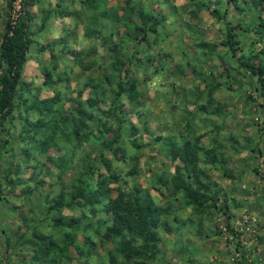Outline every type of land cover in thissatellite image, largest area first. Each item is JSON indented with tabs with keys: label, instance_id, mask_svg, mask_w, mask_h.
I'll return each mask as SVG.
<instances>
[{
	"label": "rangeland",
	"instance_id": "obj_1",
	"mask_svg": "<svg viewBox=\"0 0 264 264\" xmlns=\"http://www.w3.org/2000/svg\"><path fill=\"white\" fill-rule=\"evenodd\" d=\"M10 1L0 0V53L9 22L27 23L30 43L14 110L0 119L2 260L38 264L39 248L19 242L35 228L55 241L61 232L73 233L69 243L58 241L69 245L58 258L65 252L66 260L73 259L71 248L89 241L79 227L61 229L58 220L74 218L83 226L92 217L99 226L112 221L113 212L83 217L71 207L50 210L51 202L63 192L62 201H69L84 179L112 175L110 197L140 193L164 210L170 201L181 219L161 224L160 242L146 264H230L223 253L237 250L239 241H230L226 224L242 231L244 218L256 219L247 233L239 232L249 255L245 264H264V0H197L207 3L202 9L192 0ZM146 24L157 33L133 30ZM230 29L235 52L222 45ZM245 61L259 74L242 67ZM6 72L0 67V75ZM184 147L196 153L199 178L206 175L215 186L217 203L208 214H195L180 195L169 199L164 188H154L165 173L188 174L173 156ZM212 153L219 158L210 164ZM218 229L223 235L214 249L209 232ZM105 231L91 263L81 264H110L116 250L112 262L125 264L118 234Z\"/></svg>",
	"mask_w": 264,
	"mask_h": 264
},
{
	"label": "trees",
	"instance_id": "obj_2",
	"mask_svg": "<svg viewBox=\"0 0 264 264\" xmlns=\"http://www.w3.org/2000/svg\"><path fill=\"white\" fill-rule=\"evenodd\" d=\"M12 1L14 2L15 0L10 1V6H12ZM26 1L27 0H23V3L25 5ZM192 1L195 3L197 0ZM230 2L235 3L236 0H230ZM196 5L198 6V9L207 8L208 6L207 3L201 4L198 2H196ZM192 14L194 15V17L198 16L196 11H194ZM140 15L144 19H147L145 13L142 12ZM122 20H124L125 22L128 21L127 17H125L124 19L119 18L118 22H121ZM144 27H148L149 29L147 30ZM133 30H136L138 33L142 31H145L147 33L149 32V36L151 34L157 33V28L154 25L148 24L141 27H135L133 28ZM232 30L233 29H230L227 33L229 41L222 43V45L229 47L235 52V43L233 41L235 35ZM148 35H143L142 40L148 37ZM29 43L30 39L28 37V24L24 22L20 25L13 26L12 23L9 22L6 32V40H4L1 45L0 53V67H3V65H5L7 68V72L5 73V75H0V84L3 85V89L0 92L1 121L7 120L8 116L11 115L14 110L15 105L13 99L21 81L22 68L27 61L26 55L29 51ZM263 53L264 51H261L260 54ZM241 66L249 70L254 75L259 74V70L254 68V66L249 61L241 63ZM262 70L264 71V66L262 67ZM259 77L261 87L264 88V74L259 75ZM131 90L135 91V87L133 86ZM81 128L82 125H79V129ZM174 152V159L180 158V160L185 163L188 174L190 170V173H193L194 175L196 174V176L192 177V175H188L182 169L179 170L175 175L165 173L163 176L158 178L157 184L159 185V187L154 186V188L157 190H159L160 188H164L166 191H168L167 195H165L169 199L180 195L186 205V208L193 209V213L195 214H208V209L212 206L214 208L215 204L217 203V199L215 197L216 194L214 191L215 186L211 185L206 175H204V177H206L204 178V180H202V178H199L197 169L198 158L196 156V153L195 156H193V151L190 147H184L181 151L180 149H177ZM41 153L45 152L42 150H38V154ZM212 155L213 153L208 160L210 161V164L215 163L219 158L218 154L216 153L215 156ZM35 160H38V158L35 157ZM107 166L109 167L108 163ZM92 173L93 172H90L91 176ZM129 174L131 176H134L132 170L131 172H129ZM111 176L112 175H109L103 179H100L99 181H95L92 178H90L91 180L84 179V183L81 182V184H79V188L77 189V191L75 193H72L71 199L66 203L62 201L64 192L61 194H55V197L51 202L50 210L56 211L61 210L65 207H71V209H73L76 213L79 212L83 214V217L84 215L89 217L101 214L100 211L102 209H110V211L113 212V217L112 221L101 222L99 226L92 223V217H90V221L83 226L75 225L77 219L74 218H71L68 223L64 222L62 219L58 220V226L61 227V229L64 226L62 224H66L69 226L73 225V228L75 226H77V228L79 227L78 231L84 232L86 238L89 241L88 243L86 242L85 244H83V246H73L71 248L70 253L75 254L73 259L68 258L66 260L65 252L61 256V259L58 258V254L61 250H68L69 245L66 243L69 242L67 239L70 238L71 234L73 233L61 232L59 237L60 240L58 241H65L66 243L63 245H59V242L57 240L55 241L53 237L50 238L45 234H38L41 228L39 229V231L37 228H35L32 229L31 233L23 234L19 239V242L21 244H30L34 248H39L38 252L43 256L39 261L36 260L38 264H70L73 260H76L78 264H81L82 262L91 263V251L96 248L97 241L104 238L106 239L107 231H105V229H108V231L110 232L109 234L112 235V237H116L118 234L120 238V248L118 250L125 258V264H146L145 262H148L153 258V254L157 247V244L160 242V235L158 231L161 228V224H170V221L180 223L181 219L178 218L179 216L177 214H174V210L172 208L174 206L170 203V201H168L170 204L169 209H172V211H169V209L164 210L165 206L156 204L152 198L146 197L145 195H142L140 193L132 195L121 193L117 197V199L110 197L109 192L111 191V189L109 187V183H111L113 179L116 180V177H113L112 179ZM3 188L4 185L0 182V195L3 191ZM136 192H138V189L136 190ZM170 192L172 193V195H170ZM26 195L29 196L30 193H27ZM49 196L51 195L49 194ZM187 222H189V220ZM243 223L244 229H242V231H238V229H235L237 225L234 226L232 223L227 222V232H225V234H229V238L232 237V239H241V235L239 232H242L241 234L247 233L248 228L246 227V224L249 225V223L246 222L245 218ZM108 225L110 226L106 228ZM201 230L202 228H200L199 234L201 233ZM204 234H207V232ZM222 235L223 234L219 229L216 232H209V238H213L215 240L214 243L216 246L213 247L214 243L212 245L214 249H217L220 246V242L218 240ZM200 236L202 235L200 234ZM218 237L219 239L216 240V238ZM203 238L206 240L207 237L204 236ZM139 241H141V244L139 245L140 247H137L136 244H138ZM2 244H5V246H10V238L5 237L2 240ZM198 244L199 243H195L193 247L195 250V254H198ZM17 247L18 246H16L15 249ZM191 247L192 246L188 247V249H191ZM210 247L211 246L207 245L208 251L213 254V251L210 250ZM255 248H257V246H255ZM85 250L87 252V256L80 257ZM241 250L242 251L240 252L242 254V259L245 263L244 259H249V255L246 256L247 251L244 247H242ZM116 252L118 251L116 250L114 253L116 254ZM114 253L110 252V264H115L112 262L113 257L115 256ZM223 254H227L225 256L228 257V261L234 254V252ZM222 263L225 264L224 261H222ZM8 264H10L9 260ZM92 264H96L94 260H92Z\"/></svg>",
	"mask_w": 264,
	"mask_h": 264
},
{
	"label": "built area",
	"instance_id": "obj_3",
	"mask_svg": "<svg viewBox=\"0 0 264 264\" xmlns=\"http://www.w3.org/2000/svg\"><path fill=\"white\" fill-rule=\"evenodd\" d=\"M256 221V219H253L252 221H250L249 219H246V222L247 223H249V226L250 225H254V222ZM246 224V223H245ZM247 225V227H248V224H246ZM226 229V228H225ZM248 229H249V227H248ZM225 232H227V229H226V231ZM230 239V241H239L237 244H235V246H237V250H234V254L230 257V259L228 260V262L230 263V264H245L244 262H243V259H242V254H241V252L240 251H242L241 249H242V247H244L245 248V250L247 251V249H246V247L244 246V242L242 243L241 242V240L243 241V239H232V237H230L229 238ZM241 244H242V246H241ZM2 250H4V249H1V251L0 252H2ZM248 255V253H246V256ZM0 264H7V260H2V256H0Z\"/></svg>",
	"mask_w": 264,
	"mask_h": 264
},
{
	"label": "clouds",
	"instance_id": "obj_4",
	"mask_svg": "<svg viewBox=\"0 0 264 264\" xmlns=\"http://www.w3.org/2000/svg\"><path fill=\"white\" fill-rule=\"evenodd\" d=\"M246 219V218H245Z\"/></svg>",
	"mask_w": 264,
	"mask_h": 264
}]
</instances>
